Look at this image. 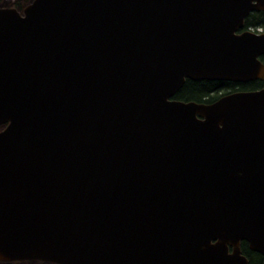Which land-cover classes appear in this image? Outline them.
<instances>
[{"label":"water","instance_id":"water-1","mask_svg":"<svg viewBox=\"0 0 264 264\" xmlns=\"http://www.w3.org/2000/svg\"><path fill=\"white\" fill-rule=\"evenodd\" d=\"M264 0L0 7V261L264 264ZM185 79L247 83L210 103Z\"/></svg>","mask_w":264,"mask_h":264},{"label":"trees","instance_id":"trees-1","mask_svg":"<svg viewBox=\"0 0 264 264\" xmlns=\"http://www.w3.org/2000/svg\"><path fill=\"white\" fill-rule=\"evenodd\" d=\"M32 0H16L13 2V7L21 11L23 7L29 4ZM2 0H0L1 4ZM264 27V13L263 11L250 12L243 21L242 29L248 28H263ZM259 60L264 63V56H259ZM261 80H252L247 83H233L228 81H212V80H189L185 79L180 89L171 97L172 99L183 102H202L210 103L216 100L223 94L233 91H247L260 88ZM241 254L247 259V264H261L262 257L260 254L250 251L246 242H240ZM15 262H5L17 263Z\"/></svg>","mask_w":264,"mask_h":264},{"label":"rangeland","instance_id":"rangeland-1","mask_svg":"<svg viewBox=\"0 0 264 264\" xmlns=\"http://www.w3.org/2000/svg\"><path fill=\"white\" fill-rule=\"evenodd\" d=\"M16 0H2L0 7L3 8H7V7H11V8H15L13 7V2ZM0 264H5V262H1ZM8 264V263H6ZM10 264H52V263H47V262H43V261H21V262H17V263H10Z\"/></svg>","mask_w":264,"mask_h":264},{"label":"flooded vegetation","instance_id":"flooded-vegetation-1","mask_svg":"<svg viewBox=\"0 0 264 264\" xmlns=\"http://www.w3.org/2000/svg\"><path fill=\"white\" fill-rule=\"evenodd\" d=\"M264 13V11H263ZM246 30V29H245ZM247 30H251V31H255V32H259V31H263L264 32V27L263 28H248ZM264 56V55H263ZM264 64V63H263ZM227 94V93H226ZM224 95V94H223ZM222 96V95H221Z\"/></svg>","mask_w":264,"mask_h":264}]
</instances>
